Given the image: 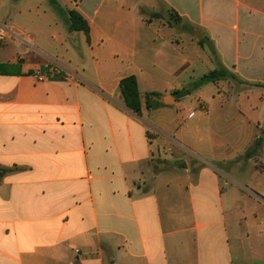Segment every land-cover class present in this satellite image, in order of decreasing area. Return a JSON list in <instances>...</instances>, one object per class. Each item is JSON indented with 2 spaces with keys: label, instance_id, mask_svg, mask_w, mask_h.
<instances>
[{
  "label": "crops",
  "instance_id": "0c3cea01",
  "mask_svg": "<svg viewBox=\"0 0 264 264\" xmlns=\"http://www.w3.org/2000/svg\"><path fill=\"white\" fill-rule=\"evenodd\" d=\"M0 29V264H264V0H0Z\"/></svg>",
  "mask_w": 264,
  "mask_h": 264
},
{
  "label": "trees",
  "instance_id": "16d2710c",
  "mask_svg": "<svg viewBox=\"0 0 264 264\" xmlns=\"http://www.w3.org/2000/svg\"><path fill=\"white\" fill-rule=\"evenodd\" d=\"M71 28L73 30L84 31V33L88 36L89 34V26L83 20V18L76 12H71ZM228 77V74L224 71H213L208 75L202 78L203 82H214L220 80L222 78ZM120 91L124 98L125 105L136 113L140 115L142 112V103L140 99V92L138 89V83L134 76L127 77L120 82ZM160 95L158 93H150L146 96V108L148 110L153 109L156 105H153V98H158Z\"/></svg>",
  "mask_w": 264,
  "mask_h": 264
},
{
  "label": "rangeland",
  "instance_id": "374dc122",
  "mask_svg": "<svg viewBox=\"0 0 264 264\" xmlns=\"http://www.w3.org/2000/svg\"><path fill=\"white\" fill-rule=\"evenodd\" d=\"M6 45H7L6 49L10 50L8 52H14L16 50L15 45L12 42L6 41L1 46H6ZM189 88L191 89V96L188 99L185 100V104L187 105V107H191L196 112L199 113L201 110H200L199 107L196 108L197 103L195 101V99H196V97H195L196 95L194 94L195 90H194L193 87H189ZM184 116H185V113L184 112H180L179 116H177V120L184 122V120H183ZM192 122H195V120L188 121L186 124L189 126V124H191Z\"/></svg>",
  "mask_w": 264,
  "mask_h": 264
},
{
  "label": "water",
  "instance_id": "95a60500",
  "mask_svg": "<svg viewBox=\"0 0 264 264\" xmlns=\"http://www.w3.org/2000/svg\"><path fill=\"white\" fill-rule=\"evenodd\" d=\"M200 39V37H198ZM188 95V92L185 91V90H181L179 91L178 93H176L175 97L176 99H182L183 97L187 96ZM169 100V99H167ZM168 103V101H166Z\"/></svg>",
  "mask_w": 264,
  "mask_h": 264
},
{
  "label": "built area",
  "instance_id": "2783aa9c",
  "mask_svg": "<svg viewBox=\"0 0 264 264\" xmlns=\"http://www.w3.org/2000/svg\"><path fill=\"white\" fill-rule=\"evenodd\" d=\"M5 31L3 29H0V40L3 39V37L5 36ZM39 80H43V77H39Z\"/></svg>",
  "mask_w": 264,
  "mask_h": 264
}]
</instances>
